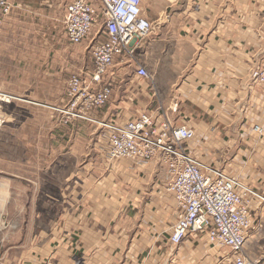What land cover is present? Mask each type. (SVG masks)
Wrapping results in <instances>:
<instances>
[{"label":"crops","instance_id":"0c3cea01","mask_svg":"<svg viewBox=\"0 0 264 264\" xmlns=\"http://www.w3.org/2000/svg\"><path fill=\"white\" fill-rule=\"evenodd\" d=\"M23 2L14 0L9 15ZM142 11L153 29L136 48V60L152 75L154 89L144 84L142 95L127 101L134 67L117 64L119 90L91 116L123 121L145 105H162L172 119L183 117L194 127L188 148L196 158L264 196V102L250 75L264 46V0H142ZM36 122L29 117L0 129V173L10 175L3 184H28V208L3 202L0 215L28 210L56 218L31 232L20 245L24 251L0 250L6 263L229 264L204 237L170 243L175 211L162 192L169 178L164 163L105 161L98 152L99 124L91 121L54 129L35 128ZM252 213L245 250L263 261L264 202L253 201Z\"/></svg>","mask_w":264,"mask_h":264},{"label":"built area","instance_id":"2783aa9c","mask_svg":"<svg viewBox=\"0 0 264 264\" xmlns=\"http://www.w3.org/2000/svg\"><path fill=\"white\" fill-rule=\"evenodd\" d=\"M98 1L99 7L90 0H71L66 6L64 32L70 45L81 44L100 33L103 39L91 44L90 67L69 75L63 103L52 107L60 122L86 120L99 124L102 129L98 152L107 162L125 159L144 166L156 159L166 165L169 178L162 192L171 199L175 211L170 243L177 245L189 236H201L229 264H264V260L250 258L245 250L254 224L252 203L264 202V196L237 176L209 167L196 158L188 148V142L195 137L192 124L183 117L179 121L172 119L162 105L151 109L150 104L123 121L115 117L97 120L91 116L111 101L115 86L122 81L117 64L134 67L135 81L131 91H127V101L132 102L134 93L142 95L140 87L144 84L154 89L152 75L136 60V48L153 29L143 14L142 0ZM13 7L14 0H0V24ZM250 75L261 87L264 102V46L261 60ZM27 101L21 95L0 89V129L10 121L7 105ZM177 107L174 104L171 112H176ZM23 117L20 112L16 115L18 119ZM253 130L259 133L262 128L255 124ZM0 264L10 263L0 256Z\"/></svg>","mask_w":264,"mask_h":264},{"label":"rangeland","instance_id":"374dc122","mask_svg":"<svg viewBox=\"0 0 264 264\" xmlns=\"http://www.w3.org/2000/svg\"><path fill=\"white\" fill-rule=\"evenodd\" d=\"M70 1L24 0L23 5L0 24V89L28 99L7 105L10 121L7 119L5 125L19 126L29 117L37 121V125H33L35 128L54 129L62 123L52 107L63 103L69 75L90 67L88 51L91 44L103 39V33H100L78 45L67 42L64 19ZM94 6L98 7L97 4ZM115 90L118 92V85ZM19 112L23 118H16ZM101 129L99 126L96 134ZM8 177V173H0V203L7 202L15 208L17 203L28 208V184H3ZM15 188L21 189L15 191ZM49 196H55L53 186H50ZM26 211L24 215H0L1 251L8 254L24 251L20 245L31 232L42 226L41 222L46 224L56 218L55 214L40 217L28 215Z\"/></svg>","mask_w":264,"mask_h":264}]
</instances>
